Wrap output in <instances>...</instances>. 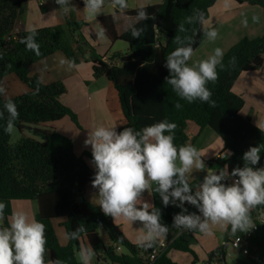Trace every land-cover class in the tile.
<instances>
[{"label": "trees", "instance_id": "16d2710c", "mask_svg": "<svg viewBox=\"0 0 264 264\" xmlns=\"http://www.w3.org/2000/svg\"><path fill=\"white\" fill-rule=\"evenodd\" d=\"M28 1L0 0V85L6 89V93L0 95V111H4V103L10 98L19 111L14 126L22 134L24 130L33 134V137L22 136L16 145H11V136L4 131L8 119V113L4 111V118L0 119V201L7 205L4 226L13 213L12 202L37 201L39 212L36 220L46 226V264L55 260L62 264H81L77 252L85 239L96 255L102 253L111 264H145V257L152 252L154 244L150 248L134 245L114 224L111 216L104 215L99 206L85 200L87 187L95 175L91 152L77 156L73 141L48 125L68 117L79 126L77 115L61 101L67 93L64 83L60 80L44 83L39 75L32 74L35 65L57 53L79 65L85 56L82 52L84 39L80 36L86 24L68 21L65 25L35 30L40 53L36 55L21 43L22 38L32 31L13 35L19 10ZM217 1L164 0L162 5L128 10L126 14L135 22L120 36L112 17L100 18L99 27L106 30V38L111 43L124 42L128 51L111 57L93 54L90 59L93 76H105L108 80L105 104L118 132L125 127L139 131L166 120L177 125L174 143L179 147L189 143L188 130L195 125L201 130H212L223 140V152L209 162V168L217 170L227 166L231 172L236 167H243V154L250 147L260 148V161L254 167H263L264 130L241 115L245 101L233 92V88L241 75L263 67L264 36L241 40L223 57V66H217L218 80L207 84L214 105L200 100L188 103L180 99L165 79L170 75L165 67L166 57L181 46L176 43V37L185 45L191 43L195 51L206 38L203 22L209 18L210 9ZM235 2L260 6L264 10V0ZM82 4L85 5L84 2ZM141 10L147 13L148 19H139ZM41 11H45L43 6ZM181 25L183 31L180 30ZM134 28L141 29L138 38L131 34ZM115 60H118L117 64ZM19 84H22L23 91L14 94L13 90ZM177 103L182 107L177 109ZM142 200L161 211V223L169 228L166 234L168 246L153 264H177L168 256L172 249L192 254L195 258L192 264H197V256L188 241L190 231L181 233V229L172 226L173 217L181 212V208L170 204L165 207L154 191L145 192ZM190 205L185 202L184 207L190 213L199 214ZM262 207L252 209L250 217ZM58 219L65 220L63 227L69 238L65 247L59 243L53 225V221ZM81 227L84 230L78 231ZM101 229L107 231L115 246L106 247L100 235ZM73 232H77L75 238L71 236ZM242 233L237 231L233 234L229 226L226 244L209 253V261L214 263L222 260L224 255L227 257L226 245L231 243V238ZM117 246L124 247L130 255L118 253ZM246 257L248 264H264V229H258L253 235ZM99 263L100 260L96 264Z\"/></svg>", "mask_w": 264, "mask_h": 264}, {"label": "clouds", "instance_id": "9594fccd", "mask_svg": "<svg viewBox=\"0 0 264 264\" xmlns=\"http://www.w3.org/2000/svg\"><path fill=\"white\" fill-rule=\"evenodd\" d=\"M55 2L65 13L71 8L70 0ZM84 4V13L89 17H97L103 13L105 0H84ZM110 6L123 11L128 3L127 0H110ZM229 6L228 0H225V7ZM138 17L141 20L148 19L143 10L138 12ZM197 17L202 19L199 14ZM253 20L258 22L259 17L253 16ZM244 24L247 25V20ZM180 30L183 31V25ZM140 32L141 29L134 28L131 34L138 38ZM105 33L106 30L101 27L98 38H103ZM204 34L211 41L218 37V31L214 28L206 30ZM35 36L33 30L22 38L21 43L25 44L27 50L39 55ZM176 43L181 46L165 60V67L170 73L165 78L167 84L180 99L188 103L200 100L214 105L207 84L215 83L219 78L217 66H223V50L216 48L207 59L189 65L194 52L191 43L185 45L179 37H176ZM60 64L67 65L69 69L77 67L74 61L66 59H61ZM5 93L6 89L0 85V95ZM175 107L179 109L182 105L177 103ZM3 108L8 113L4 131L10 134L19 111L10 98ZM4 111H0V119L4 118ZM176 128L175 123L163 120L139 131L125 127L118 132L116 127L103 125L89 131L84 144L91 147L95 168L91 183L93 188L98 189V203L104 215L113 217L114 221L142 222L143 228L140 229L137 243L148 248L166 236L169 228L161 223V211L142 200L145 192L157 193L165 207L172 204L181 208V212L173 217L172 226L175 228L205 235H211L214 226L223 229L230 226L233 234L253 229L255 225L250 211L264 205V167H254L260 161V148L250 147L243 154V167H236L229 172L226 166L216 171L206 166L201 152L195 146H176ZM194 172L207 173L203 181L195 186L190 183ZM230 179L231 184L224 183ZM185 202L193 205L199 214L189 213L184 207ZM6 208V203L0 201V264H46L48 249L45 224L30 218L24 211H15L7 226H4ZM83 230V227L78 229ZM71 236L75 238L77 232ZM93 257L91 247L82 248L79 252L81 264H91ZM47 264L62 262L47 261Z\"/></svg>", "mask_w": 264, "mask_h": 264}, {"label": "crops", "instance_id": "0c3cea01", "mask_svg": "<svg viewBox=\"0 0 264 264\" xmlns=\"http://www.w3.org/2000/svg\"><path fill=\"white\" fill-rule=\"evenodd\" d=\"M163 2L164 0H127L128 7L120 11L111 8L110 0H105L103 13L97 17L87 16L84 13L85 5L80 0H70L71 8L67 13L60 9V5L55 0H30L20 8L13 35L23 31H35L41 28L65 25L68 21H82L86 24L81 30L80 36L81 39H84L82 43L85 48L82 52L85 56L84 59H81L77 67L69 69L67 65H61L60 61L61 59H65V57L61 53H57L32 68V74L39 75L44 83H51L58 80L64 83L67 93L61 98V101L77 115L80 127L68 117L61 121L49 123L48 125L73 141L74 152L77 156L80 157L85 152H91V147L85 146L84 144L89 131L101 125L116 127L105 104L108 80L105 76L94 78L90 59L93 54L102 57H111L116 53L125 54L128 51V45L123 42L111 43L106 36L98 38L97 33L101 29L98 20L103 17H112L116 31L120 36L127 32L135 22L131 16L126 14V11L158 6L162 5ZM228 3L230 6L226 8L225 0H218L211 7L209 18L203 22V27L206 30L216 29L218 31V37L214 41L205 38L193 52V56L188 62L189 65L207 59L213 54L216 48L223 50L224 57L241 40L245 38L256 39L264 36L263 8L247 4L239 5L235 0H228ZM41 6L45 9L44 13L41 11ZM33 10L40 13L42 18L39 17L38 19L36 14L32 15ZM253 16L259 17L258 22L253 20ZM245 20H247V25L244 24ZM79 56L81 57L80 53ZM115 62L117 64L118 60H115ZM233 92L241 96L245 101L241 115L244 118H248L256 127L264 130V65L260 70L241 75L233 88ZM208 132L206 129L201 130L197 126L191 125L188 130V144L196 147L199 139L206 138L207 136L210 137V133ZM219 156L220 154H217L207 162L204 158L202 160L209 167V162L214 161ZM197 173L194 172L192 174L193 177L190 183H199ZM206 174V172H200L201 178H204ZM97 195L98 189L93 188L91 184L87 187L85 200L99 206ZM170 205L176 207L175 205ZM12 209L13 212L24 211L30 218L36 219L39 212V205L37 201H14L12 202ZM188 212L190 213L189 210ZM111 218L131 243L139 245L137 238L141 235L140 229L143 228L142 222L134 221L130 223L122 219L114 221V218ZM64 222V219L54 220L53 225L59 243L65 247L69 244V238L63 227ZM102 231H106L104 229L100 230V235L106 247L115 246L111 242L108 233L102 234ZM227 234L228 228L223 229L219 226L212 228L211 235L188 232V241L197 256V264H213L209 261L208 255L215 249L226 244ZM160 239H166V236ZM87 247L90 246L86 239L82 240L81 249ZM117 249L119 253L130 255L128 250L125 252L122 246H117ZM168 256L177 264H192L195 260L192 254L174 249L169 251ZM98 260H103L106 264H111L105 260L102 253L97 255L96 261L98 262ZM91 264H95L94 258L91 260Z\"/></svg>", "mask_w": 264, "mask_h": 264}, {"label": "rangeland", "instance_id": "374dc122", "mask_svg": "<svg viewBox=\"0 0 264 264\" xmlns=\"http://www.w3.org/2000/svg\"><path fill=\"white\" fill-rule=\"evenodd\" d=\"M31 14L32 15L36 14L38 16V19H39V17L42 18L41 14L34 11V10L32 11ZM38 26H42V25H38ZM21 91H23L22 84H19L16 88H14L13 93L17 94V92H21ZM206 131H209L208 133H210V137L207 136L206 138L199 139L197 142L198 145L196 146V148L201 152L202 158H204V160H206V162H207L208 160L213 159L217 154H222L223 149H224V145H223L222 138H220L217 134L212 132L210 129H206ZM205 135H207V133H205ZM10 136H11L10 144L16 145L20 141L22 136L33 137V134L29 130H24V132L22 134L14 126V129L10 133ZM197 178L199 180V183L203 181V178H201L200 172L197 173ZM184 206H185V204H184ZM175 208H179V207H175ZM106 232L102 231V234H104ZM124 251L127 252V250L125 248H124ZM77 258L80 261L79 252H77ZM93 258H94V261L96 264L97 255L94 254ZM105 260H106V258H105ZM225 262H226V264H248L249 260L246 256H244L242 253H240V251L238 249H234L232 247V245H229ZM99 264H106V263L103 260H101Z\"/></svg>", "mask_w": 264, "mask_h": 264}, {"label": "built area", "instance_id": "2783aa9c", "mask_svg": "<svg viewBox=\"0 0 264 264\" xmlns=\"http://www.w3.org/2000/svg\"><path fill=\"white\" fill-rule=\"evenodd\" d=\"M81 2H84V0H80ZM158 44V43H157ZM264 167V166H263ZM220 169H217L216 171H219ZM226 184H231L232 180H226L224 181ZM190 208L192 205L189 206ZM251 220L255 227L248 232H243L240 236L232 239L231 243L228 245H232L234 249H238L240 253H242L244 256L249 255V247L251 245V239L255 232L258 229H264V205L263 207L253 216L251 217ZM185 230H181V233H184ZM168 246V243L166 239H159L154 243V248L152 252H150L145 257V264H153L156 259L159 257V255L164 251ZM118 251V249H117ZM119 253V251H118ZM213 264H225L223 260H217Z\"/></svg>", "mask_w": 264, "mask_h": 264}, {"label": "water", "instance_id": "95a60500", "mask_svg": "<svg viewBox=\"0 0 264 264\" xmlns=\"http://www.w3.org/2000/svg\"><path fill=\"white\" fill-rule=\"evenodd\" d=\"M225 248H226V250H228V248H229V245H226V247H225ZM225 257H226V255H224V256H223V259H222L223 261H224Z\"/></svg>", "mask_w": 264, "mask_h": 264}]
</instances>
